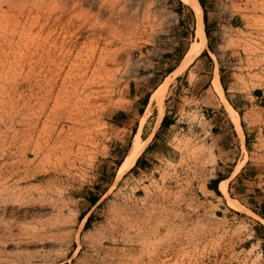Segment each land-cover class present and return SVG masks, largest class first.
Listing matches in <instances>:
<instances>
[{
	"label": "rangeland",
	"instance_id": "obj_1",
	"mask_svg": "<svg viewBox=\"0 0 264 264\" xmlns=\"http://www.w3.org/2000/svg\"><path fill=\"white\" fill-rule=\"evenodd\" d=\"M216 11L187 64L182 0H0V264H264L204 191L231 174L264 204V0ZM172 69L160 127L150 95ZM138 131L142 162L119 175Z\"/></svg>",
	"mask_w": 264,
	"mask_h": 264
},
{
	"label": "crops",
	"instance_id": "obj_2",
	"mask_svg": "<svg viewBox=\"0 0 264 264\" xmlns=\"http://www.w3.org/2000/svg\"><path fill=\"white\" fill-rule=\"evenodd\" d=\"M200 1L203 4V8H204V11H205L203 13V16L205 14L206 29L207 30H209V29L212 30L217 25L218 20H219L218 15L220 13H219V11H216L217 7H218V0H200ZM201 3L199 2L200 6H201ZM201 8H202V6H201ZM202 11H203V9H202ZM203 25H204V22H203ZM204 32H205V30H204ZM213 32L214 31H209V33H212V34H213ZM206 44H207V46L210 44V41L207 40V37H206ZM198 57H196V59ZM173 65H175V64H173ZM174 69H172L171 71L169 70L170 72L169 71L168 72H164V76H161V77H163L162 80H161V78H160V80H158V81H160V83L155 88H157L164 81V79L168 76V74L171 73ZM155 72H156V70H153L149 74L148 77H153V76L157 75ZM218 75H219V73H218ZM219 80H220V75H219ZM220 83H221V81H220ZM222 88H223V93H224V97L226 98V100L231 104L232 107H234V109L236 111L239 110L240 104L232 102L230 97L229 98L227 97L228 94H225V92H229V89L225 90L223 86H222ZM204 90H205V88H204ZM249 97H250V99H249V102H250V101L259 99L261 96H259V97L258 96H254V95L246 96V98H249ZM259 100L261 102V98ZM243 105L247 106V105H251V104L248 103V102H244ZM223 107H224V105H223ZM163 113H164V110H163ZM164 115H166L167 120L170 118L168 116V112L164 113L163 116ZM154 133H155V131H154ZM154 133H153V135H154ZM151 138H150V140H151ZM214 138L216 139V138H218V136L214 137ZM147 144H146V146H147ZM146 146L144 147V149L146 148ZM141 153H140V155H141ZM140 155L138 157H140ZM137 158H136V160H137ZM142 158H143L142 156L139 158L137 166H135L136 169L138 168V166L142 162ZM136 160H135V162H136ZM135 162L132 165V167H130V169L133 168V166L135 165ZM241 171H242V169L238 173H236L235 176L239 175ZM230 173H232V172H230ZM233 178L234 177L231 174H228L226 176L220 175L218 177V180H215L214 178L208 180L205 183V190H204L205 194H206V196H208V198L212 199L213 201L214 200H217V201L221 200L222 201L224 208L218 207V210H220L224 214V216L222 217V222L224 223V225L225 224H232L233 221H235V222H237V221L240 222L241 221V224H242L243 228L250 230L251 235L249 237V240H250V243L252 245L251 249H254V248L257 249V247H259L260 254L264 255V222L262 221V220H264V218H262L258 214V211L261 210V206L262 205L261 206L259 205V210L257 212H255L254 210H251L250 208H248V206H247L248 205L247 204L248 199H247L246 196L243 197L245 195L244 192H242V191L237 192L238 191V190H236L237 189V184L235 182L238 179L234 178L235 179L234 180ZM222 180L226 181V188H227V192H228L229 197L231 199L237 201L241 206H243L247 211H249L248 213H247V211H244V210L234 209V208L230 207L227 204V200L225 199L222 191L219 188V183ZM207 201H209V199H207ZM263 203H264V201L262 202V204ZM260 204H261V202H260ZM253 238H256L257 242L253 241L252 240ZM255 243H257V244L255 245ZM240 252H241V250H240Z\"/></svg>",
	"mask_w": 264,
	"mask_h": 264
},
{
	"label": "bare ground",
	"instance_id": "obj_3",
	"mask_svg": "<svg viewBox=\"0 0 264 264\" xmlns=\"http://www.w3.org/2000/svg\"><path fill=\"white\" fill-rule=\"evenodd\" d=\"M182 1L185 2L186 4H188L193 9L194 15H195L196 41L193 43L192 47L190 48V50H189V52L185 58V63L189 64L205 48V46H206V35L204 32V25H203V11H202V8L199 4V1L198 0H182ZM173 78L174 77L172 75H170L169 78L162 85L158 86L151 95V99H154L156 101L158 108H159L158 116H157V124H159V122L161 121L163 114H164L163 109L161 108V103H162L164 94L167 91L168 80L171 81V80H173ZM214 86L219 91L221 98L224 101L226 109L231 113V115L234 116V122L236 124V127H237L239 133L242 135L241 127H240V124L238 121L237 112L230 105V103L226 100V98L224 97V94H223V91L221 88V84H220V80L218 77L217 68L215 69ZM146 144H147L146 141L142 142V140L140 138V131H138L135 135L132 147H131L128 155L126 156V159L120 165L119 175L122 173L123 169H125L126 165L131 166L134 164L136 158L143 151ZM222 187H223V191L226 193L225 187L224 186H222ZM231 205L235 208L240 209V210H244L242 207H240L239 205H237L235 203H231ZM262 221L264 222V220H262Z\"/></svg>",
	"mask_w": 264,
	"mask_h": 264
},
{
	"label": "trees",
	"instance_id": "obj_4",
	"mask_svg": "<svg viewBox=\"0 0 264 264\" xmlns=\"http://www.w3.org/2000/svg\"><path fill=\"white\" fill-rule=\"evenodd\" d=\"M199 1H200V0H199ZM200 3H201V1H200ZM205 21H206V20H205V14H204V16H203V22H204L205 30H206V32H207ZM206 35H208V34L206 33ZM202 54H203V52H202ZM170 71H171V70H170ZM170 71H169V72H170ZM220 81H221V78H220ZM146 101H147V100H146ZM171 123H172V119H168V120H167L166 115H164L163 118H162V120H161V122H160V127L168 126V125H170ZM148 147H149V146H148ZM139 158H140V157L137 158V160H136V162H135V165H134L133 167L137 166V163H138ZM215 180H218V178H215ZM92 202L95 203V202H96V199H95V198H92ZM258 214H259L262 218H264V204L261 206V210L258 211ZM89 219H90V217L87 218V220H86V224L89 222Z\"/></svg>",
	"mask_w": 264,
	"mask_h": 264
}]
</instances>
